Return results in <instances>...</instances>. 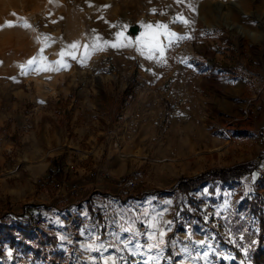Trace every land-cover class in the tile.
<instances>
[{
    "label": "rangeland",
    "instance_id": "374dc122",
    "mask_svg": "<svg viewBox=\"0 0 264 264\" xmlns=\"http://www.w3.org/2000/svg\"><path fill=\"white\" fill-rule=\"evenodd\" d=\"M208 60L233 63L250 90ZM261 130L264 0H0V211L17 220L33 205L44 221L37 233L57 232L62 264H252L256 219L239 207L256 193L264 199V163L213 193L199 186L190 198L200 212L178 193H151L258 160ZM72 147L98 152L78 162L82 179L122 168L128 175L109 194L144 196L98 198L92 215L80 201L47 202L45 167ZM18 256L5 244L0 264H20Z\"/></svg>",
    "mask_w": 264,
    "mask_h": 264
},
{
    "label": "trees",
    "instance_id": "16d2710c",
    "mask_svg": "<svg viewBox=\"0 0 264 264\" xmlns=\"http://www.w3.org/2000/svg\"><path fill=\"white\" fill-rule=\"evenodd\" d=\"M207 65L228 76L239 77L249 83L250 77L237 70L233 63L208 60ZM132 93L133 86L130 84L122 93L119 104H122L124 98L130 96ZM119 114V108H116L114 121L119 117ZM260 137L264 139V132H261ZM63 161L64 157L59 156L57 162L53 161L51 163L46 171V177L42 180L45 187L51 188L54 183H62L69 180V172H64L63 170ZM261 163H264V151L259 154L258 160H252L229 168L207 171L194 178L181 177L176 181L172 190H155L151 194L156 199H162L171 197L173 193H178L192 204L196 212H200L201 204L190 198L192 192L197 190L199 186L208 184L209 191L213 193L216 186H230L238 183L245 176L253 175ZM53 168L56 170H53ZM259 183L260 188L264 191V175H261ZM100 195L102 197L108 196V194ZM110 196L120 202H124L126 200L141 199L144 194H131L127 191H120L118 194ZM33 208V205H25L17 220L10 218L12 215L11 211H0V259L4 257V245L6 244L14 257L18 256V251L22 253V256H18L20 264H26L27 260L32 262L41 260L48 264H62L65 259L64 255L58 251V238L44 231L37 233L38 230L31 223L29 215L33 213ZM239 209L246 213L248 217L252 216L256 219L258 232L255 234L256 244L251 252V263L264 264V199H262V194L256 193L253 196L245 198ZM37 216L40 217V214L38 213ZM237 255L239 256V253Z\"/></svg>",
    "mask_w": 264,
    "mask_h": 264
},
{
    "label": "crops",
    "instance_id": "0c3cea01",
    "mask_svg": "<svg viewBox=\"0 0 264 264\" xmlns=\"http://www.w3.org/2000/svg\"><path fill=\"white\" fill-rule=\"evenodd\" d=\"M244 81V82H243ZM237 82L236 86L241 88V86L244 88V91H249L251 88V79L249 80V83L245 80ZM264 132V131H260ZM264 147V146H262ZM97 151L89 150V151H81L74 149L73 147L70 148L69 151L64 152V149L62 152H60V156L64 157L63 165H64V172H69V180L63 181L62 183H65V188H62V190L58 191L55 189L48 188V190L52 191L50 193V196L46 194L47 202L53 200L55 204H60L62 202L66 201L65 205H69V207L78 206V201L83 203L84 208L90 212L92 215V210H95L93 207L96 205V199L100 198V204H103V200H106L107 198L111 197L109 192H114L117 189H120V183L123 181L124 177L128 175L127 171L122 168H114L110 169L108 167H104L103 173H102V182L95 184L94 180L88 179L84 180L81 178V174L84 172V167H81L79 165H82L81 162L78 164L79 161H82V159L86 157H90V160H93L97 157ZM58 155V156H59ZM58 156L56 158H52L49 160L48 164L46 165L45 169L47 170L51 163L53 161L57 162ZM53 170H56L53 168ZM181 178V177H180ZM186 178V177H185ZM75 179V180H74ZM80 180V181H79ZM58 191V192H57ZM119 193V192H118ZM116 193V194H118ZM100 194H108L107 197H102ZM91 202H94L91 204ZM54 204V205H55ZM46 209H51V205L42 204ZM81 211L83 212V207H80ZM45 212H49L47 210H44ZM52 211V209H51ZM40 214V213H39ZM96 214L94 213V216L96 217ZM53 216V215H52ZM48 223H52L50 220L47 221ZM49 230H45L44 232L53 234L57 237V232L53 230L50 226H48ZM43 231V230H41Z\"/></svg>",
    "mask_w": 264,
    "mask_h": 264
},
{
    "label": "built area",
    "instance_id": "2783aa9c",
    "mask_svg": "<svg viewBox=\"0 0 264 264\" xmlns=\"http://www.w3.org/2000/svg\"><path fill=\"white\" fill-rule=\"evenodd\" d=\"M94 177L95 184L102 182V174L100 173V170L96 169L93 170V172L90 173ZM52 188L55 190H59L61 188H65V183H54L52 184ZM29 219L36 230H39V228L44 224V221L37 216V214H30Z\"/></svg>",
    "mask_w": 264,
    "mask_h": 264
},
{
    "label": "snow or ice",
    "instance_id": "6c2138e0",
    "mask_svg": "<svg viewBox=\"0 0 264 264\" xmlns=\"http://www.w3.org/2000/svg\"><path fill=\"white\" fill-rule=\"evenodd\" d=\"M177 20H179V22H182V23H185V24L188 23V21L186 19H183L182 17L177 18ZM174 22H176V20H174ZM6 26L11 27L13 25H12L11 22H7ZM27 26H29V25L25 24V27H27ZM149 27H151V25H149ZM160 27H166V26L165 25H160ZM170 35H176V34L175 33H171ZM179 38L182 39L183 37H179ZM72 47H76V44H73ZM41 51H43V49ZM60 55H63V53H60ZM35 59L36 58L33 57L32 60H30L28 63L31 64ZM21 68H23V66H21ZM163 235H164V233L160 232V236H163ZM149 236L151 238V234H149ZM199 243L203 244L205 242L204 241H200ZM136 247L139 248V247H141V245L137 244ZM148 247H149V249H151L152 247H154V245L150 244V245H148ZM105 264H107V261H105ZM113 264H115V260L114 259H113ZM145 264H147V262H145Z\"/></svg>",
    "mask_w": 264,
    "mask_h": 264
},
{
    "label": "water",
    "instance_id": "95a60500",
    "mask_svg": "<svg viewBox=\"0 0 264 264\" xmlns=\"http://www.w3.org/2000/svg\"><path fill=\"white\" fill-rule=\"evenodd\" d=\"M129 32L132 34V35H136L138 33V28L137 27H131L129 29Z\"/></svg>",
    "mask_w": 264,
    "mask_h": 264
},
{
    "label": "bare ground",
    "instance_id": "6f19581e",
    "mask_svg": "<svg viewBox=\"0 0 264 264\" xmlns=\"http://www.w3.org/2000/svg\"><path fill=\"white\" fill-rule=\"evenodd\" d=\"M229 27H231V26H229ZM238 31H239V33H241L242 35H246V33H247V32H245V30H244L241 26L238 27Z\"/></svg>",
    "mask_w": 264,
    "mask_h": 264
}]
</instances>
